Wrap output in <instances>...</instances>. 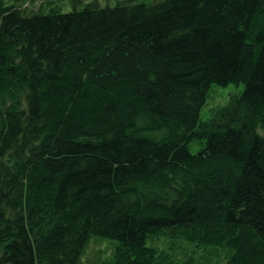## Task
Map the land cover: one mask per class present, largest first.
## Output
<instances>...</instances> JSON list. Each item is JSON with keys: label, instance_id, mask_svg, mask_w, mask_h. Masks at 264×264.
Here are the masks:
<instances>
[{"label": "trees", "instance_id": "obj_1", "mask_svg": "<svg viewBox=\"0 0 264 264\" xmlns=\"http://www.w3.org/2000/svg\"><path fill=\"white\" fill-rule=\"evenodd\" d=\"M105 240L264 264V0H0V264Z\"/></svg>", "mask_w": 264, "mask_h": 264}, {"label": "rangeland", "instance_id": "obj_2", "mask_svg": "<svg viewBox=\"0 0 264 264\" xmlns=\"http://www.w3.org/2000/svg\"><path fill=\"white\" fill-rule=\"evenodd\" d=\"M111 2H114V0H111ZM235 90L236 88L232 84L228 85L227 87H216L214 91L211 93L212 97L207 100L206 104L201 109V113H200L201 120H205L209 117L210 110L213 107L218 105H223L227 101L229 94L233 93V91ZM191 150L194 151L195 148L192 146ZM108 242H109L108 240L97 241L96 243L92 242L88 247V249L86 250L87 251L86 254H84L81 257L82 261H86L85 258L90 257L89 261L96 264L98 262V257L94 254L92 255V253H94L93 252L94 250L96 252L100 251V253L104 252V254L101 255L102 257L109 256L111 253V244Z\"/></svg>", "mask_w": 264, "mask_h": 264}]
</instances>
